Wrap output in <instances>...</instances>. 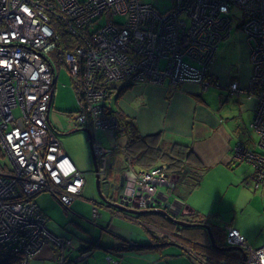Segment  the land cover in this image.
<instances>
[{
	"label": "built area",
	"instance_id": "obj_1",
	"mask_svg": "<svg viewBox=\"0 0 264 264\" xmlns=\"http://www.w3.org/2000/svg\"><path fill=\"white\" fill-rule=\"evenodd\" d=\"M233 6L241 10L237 27L249 45L251 75L245 87L231 82L229 90L257 101L250 123L256 148L238 143L233 157L251 165L246 184L258 189L264 183V0H171L163 11L150 0H0V155L10 161L0 163V247L18 256L9 264H30L48 241L57 252L55 264H87L91 253L68 258L72 239L48 230L34 200L36 193L47 191L70 205L85 183L48 122L59 65L65 64L74 77L81 100L74 120L92 133L98 172L105 176L123 135L117 117L104 111L109 95L119 84L136 81L168 79L203 89L218 85L207 73L218 43L233 28ZM116 15L124 19L115 20ZM61 28L78 43L60 55L58 64L52 52ZM97 131L114 145L101 146L94 140ZM122 153L127 160L123 147ZM120 175L124 192L114 204L162 209L176 217L186 213L180 200L169 201L177 174L165 163L136 169L128 161ZM113 202L106 201L119 211ZM92 211L95 218L97 209ZM223 230L224 246L245 253L236 264H264V242L253 247L235 227ZM106 264L119 262L108 258Z\"/></svg>",
	"mask_w": 264,
	"mask_h": 264
},
{
	"label": "crops",
	"instance_id": "obj_2",
	"mask_svg": "<svg viewBox=\"0 0 264 264\" xmlns=\"http://www.w3.org/2000/svg\"><path fill=\"white\" fill-rule=\"evenodd\" d=\"M232 30L218 43L214 60L208 69V78L217 82L218 85H209L203 89L194 83L172 84L168 79L157 84L137 81L122 83L117 86L115 93L105 103L107 106L115 110L119 109L131 117L135 121L140 135L146 136V145L160 150L162 155L151 166L163 163L169 166L170 161L178 158V155H182L180 153L184 150L191 151L186 161L195 176H199V182L189 192H182L176 188L178 194L174 196L177 197L174 199L180 200L186 209L184 215L175 216L176 218L187 222L204 221L212 227L216 239L214 241L217 245L224 237L223 228L229 225L238 229L250 246L258 247L264 242V183L258 189H254L251 184H246L251 174V170L248 169L250 164L233 157V149L238 143H242L251 149L256 148V139L253 140L250 133V123L254 116L257 101L253 97L249 98L237 92L231 93L229 90L231 82H237L239 86L245 87L251 75L249 45L244 32L241 29L235 32ZM121 88H124L123 91L115 98ZM52 103L53 98L51 105ZM50 111L51 106L47 115L48 122L56 129L59 138L61 131L50 121ZM75 126L69 127V130ZM109 139L112 142L110 137ZM62 141L61 144L65 153L75 167L83 172L85 167V158L81 153L83 147L79 151L70 139ZM111 144L110 147L114 145L113 142ZM122 147L125 148L121 143L114 147L113 153L110 155L108 171L110 168H118L120 174L122 168L126 166L127 161L122 153ZM132 166L136 169L147 168L138 163L132 164ZM219 183L222 184L221 186L224 185V188L218 186L217 191L215 185H219ZM230 188L234 189L235 195L224 199L223 195H226ZM174 190L175 187L173 192ZM109 199V196H104L103 201L106 202ZM255 200L258 203L261 201V206L257 204L255 207ZM103 206L109 208L107 203L106 206ZM119 211L112 209L113 213L124 218H128L124 214L132 215L125 211ZM145 214L134 215L140 216L139 219H128L151 224L154 228L159 229L158 225H162L160 224L161 219L151 220ZM158 215L164 217L161 214ZM145 216H147L146 221L142 220V217ZM44 217L46 218L45 214ZM164 218L166 219V217ZM194 233L197 242L204 246H210V237L205 228L201 231L195 229ZM177 234L180 235V232ZM182 234L185 238L193 237L190 232L184 231ZM114 236L119 240L122 238L138 244L150 240L128 235L122 237L116 234ZM93 241L87 242L86 246H80V253L88 248L93 250L95 247H99H92ZM117 242V240L116 242L113 241L109 247L114 246ZM135 250L138 253L131 256L123 255L119 264H236L241 257L239 251H234L237 259L233 258L221 263L211 260L208 262L207 257L201 252L183 249L173 241ZM76 254L74 246H72L66 256L71 259L79 255ZM91 254L92 251L88 257ZM88 257H86V262Z\"/></svg>",
	"mask_w": 264,
	"mask_h": 264
},
{
	"label": "rangeland",
	"instance_id": "obj_3",
	"mask_svg": "<svg viewBox=\"0 0 264 264\" xmlns=\"http://www.w3.org/2000/svg\"><path fill=\"white\" fill-rule=\"evenodd\" d=\"M150 1L160 11H163L171 5V0ZM231 8V16L233 18L232 31L235 32L240 30L238 29L237 25L242 17V14L241 10L238 7L233 6ZM113 18H115V20L117 21H122L124 19L123 16L119 15H116ZM164 62L165 60L163 59L161 63L164 64ZM56 73L58 75L55 81L53 103L51 105L50 111V121L55 126H57L58 129H60V141L63 140L62 142H64L66 139H70L71 142L74 143L75 146H77L79 151L83 147V152L81 151V153H83V156L85 158V167L83 169L85 185L80 197H76L70 205H63L57 200V198H55V196L47 191H41L35 195L34 198L39 208H41L42 214H45L47 218V228L55 235H64L70 237L72 239L75 253L77 254L80 253V246H86V244H88L87 242H89L90 240H98L103 246H106L105 248L95 247L93 250H91L92 254L87 258L88 264H106L108 258H110L111 260L120 261L122 260L123 255L131 256L138 253L135 249L128 251L124 250L121 252L112 250L111 247H109L111 246L112 242H116V240L119 241V238H115L114 236L116 234L122 237L128 235L134 236L136 238L139 237L150 239V232L153 231L155 235H158L160 237H168L169 240L172 239L174 241L182 242V240L184 239L182 235L174 236L170 234V236H165L160 227L158 229L154 228L151 224L142 223L141 221L134 222L128 219L132 218L134 215L124 214L125 217H128L124 218L119 214L113 213L112 209H109L111 208V206H109L108 209L103 206H106V202L103 201L104 198L101 197L96 187L88 134L82 130L69 133L70 130L78 128L75 126L76 122L74 120V115L67 112L71 109H77L79 106L76 97L77 95L74 85V77L65 64H60L59 73L58 70H56ZM15 113L17 114V110H15ZM73 125L75 127L69 130V127ZM65 133L68 134L64 135ZM250 133L253 140L257 139L256 133L254 131L251 130ZM109 137L106 133L98 131L94 135V140L97 141L101 146L108 148L110 147V145H112ZM128 157L129 158L127 160L130 161V156ZM0 163L8 165L10 164V161L6 156H4L0 157ZM249 166L248 169H250L252 173V167ZM197 173L199 175V171ZM100 183L102 194L104 196H109L112 202L118 194L124 192L123 186L119 184L118 168H110L105 177L100 176ZM221 185L222 184L220 183L219 185H215L217 191L219 189L218 186ZM221 187L224 188V185ZM235 193L236 192H234V189L230 188L226 195H223V198L228 199L231 195H235ZM174 196H177L176 190H174L173 195L170 196V202L175 200L174 198H177ZM254 204L255 207L257 206V204L261 206V201H259L258 203L257 200H255ZM93 207L98 210V212L96 211V213H94L96 214L95 218H93ZM146 217L147 216L142 217V220L146 221ZM55 253H57L55 246L52 242L48 241L47 244L41 248V252L33 257V260H31V264H55Z\"/></svg>",
	"mask_w": 264,
	"mask_h": 264
},
{
	"label": "trees",
	"instance_id": "obj_4",
	"mask_svg": "<svg viewBox=\"0 0 264 264\" xmlns=\"http://www.w3.org/2000/svg\"><path fill=\"white\" fill-rule=\"evenodd\" d=\"M59 32H60V40L57 43V48L52 52L53 57L56 59L57 63H59V61L61 59L60 55L64 51L68 50L70 47H72L73 45L78 43V40L76 38H73L72 36H70L63 28H61V30ZM74 85L76 86L75 83H74ZM123 89L124 88H121L118 91L115 98H117L121 94ZM76 95H77L76 97H77V100L79 103L78 108L77 109H71V110L67 111L68 113L73 114V115H74V113H76L80 110L79 108H80L81 100H80V96L78 95L77 91H76ZM111 96L112 95L110 94L108 99ZM104 111H106L109 114H114L117 117L118 122H119V128H120L119 131L123 134L122 139H121V144H123V146L125 147L127 155L130 156L131 163L132 164L138 163L140 166L147 167V168H148V166L152 167L151 166L152 163L158 157H160L162 155L160 150L156 147L146 145V136L140 135V133L138 132V128L136 126L135 121L131 117H128L126 114H124V112H122L119 109L115 110L109 106H104ZM78 128H83V127H78ZM190 152H191L190 150H184V152L180 153L182 155H178V158L172 159L169 163L168 168L177 174V182H176L175 190H176V188H178L177 190H179V191L189 192L199 182V176H195V174L192 172V169L189 168L190 166L188 165V163L186 161L187 156H188V154H190ZM0 157H1V155H0ZM180 189H182V190H180ZM177 194H178V192H177ZM114 210H116V209H114ZM116 211H118V210H116ZM145 215H148L151 220H154L156 218L161 219L160 224H162V225L161 226L158 225V226L160 228H162L165 236H167V235L170 236V234L174 235V236H180L181 233H184V231H185V232H190L193 237L185 238L184 235L182 234L184 239L182 240V242H179V241H174L172 239L169 240L168 237L167 238H165V237H159L158 238V236L155 235L153 231H151L150 232V234H151L150 240L143 243V244L134 243L132 241H127V240L120 238V240L114 246L111 247L112 250L118 251V252H121L124 250H132V249L139 250V249L149 248L151 246H155L156 244L159 245V244L167 243L168 241H173V242L178 243L183 249L185 248L186 250H189L191 252H192V250H194V251L196 250L198 252H201L205 257H207V260H209L208 262H210V260H211L212 262L215 261V262L221 263V262H227V261L235 258L234 251L223 253V252H220L218 250L213 249L211 246H204V245L200 244L199 242H197L196 237L194 235L195 234L194 231H195V229L201 231V230H203V227L181 226V225H178L176 223L170 222L167 219H165L164 217H161L157 214H145ZM132 218L133 219H139L140 216H133ZM197 223H204V221H198ZM211 231H212L213 237L215 239V234L212 230V227H211ZM178 232H180V235L177 234ZM218 245L224 246V237H223L222 241L220 242V244H218ZM93 246H99V247H103V248L106 247V246H103L98 240H94L92 242V247ZM87 250H91V248H88L84 251H87ZM17 257L18 256L16 254L11 253V252H7L2 247H0V264H9L10 262H15L17 260ZM237 258L238 257H236L235 259H237Z\"/></svg>",
	"mask_w": 264,
	"mask_h": 264
},
{
	"label": "water",
	"instance_id": "obj_5",
	"mask_svg": "<svg viewBox=\"0 0 264 264\" xmlns=\"http://www.w3.org/2000/svg\"><path fill=\"white\" fill-rule=\"evenodd\" d=\"M80 130L85 131L88 134V140H89L90 150H91V157H92V161H93V173L95 174V180H96V187H97V190H98L99 194L101 195V197L104 198V196L102 194V191H101V188H100V176L101 175L98 172V165H97V161H96V156H95V154L93 153V150H92V138H93L92 133L86 127L76 128V129L70 131L69 133L77 132V131H80ZM65 134H68V133H65ZM119 179H120L119 180V184L123 185L122 177H119ZM113 206H115L119 210L125 211L127 213L132 214V215H142V214H145V213L161 214L164 217H166V219L168 221L176 223V224L181 225V226H186V227L199 226V227H203L208 232V235L210 237V246L213 249L218 250V251L223 252V253L230 252V251H239L241 253V256L245 257V253L238 246H219V245H217L215 243V241H214V237H213V234H212V231H211V227H210V225H208L206 223H197V222H193L192 223V222H187L185 220L177 219L175 216L171 215L170 213H168L167 211L162 210V209L134 210V209H128L126 207H123L121 205H117V204H114V203H113Z\"/></svg>",
	"mask_w": 264,
	"mask_h": 264
},
{
	"label": "flooded vegetation",
	"instance_id": "obj_6",
	"mask_svg": "<svg viewBox=\"0 0 264 264\" xmlns=\"http://www.w3.org/2000/svg\"><path fill=\"white\" fill-rule=\"evenodd\" d=\"M109 167H110V166L108 165V168H109ZM124 168H125V167H123L122 170H124ZM122 170H121V171H122ZM107 171H108V170H107ZM106 175H107V172H106ZM106 175H105V176H106ZM119 177H121V175H120ZM119 180H120V179H119ZM122 182H123V178H122ZM123 185H124V184H123ZM106 201H107V200H106ZM46 227H47V225H46ZM48 230H49V229H48ZM161 230H162V229H161ZM49 231H50V230H49ZM60 236H62V235H60Z\"/></svg>",
	"mask_w": 264,
	"mask_h": 264
}]
</instances>
